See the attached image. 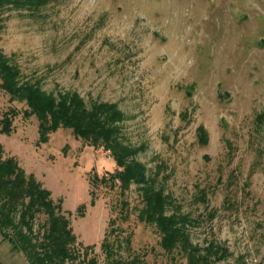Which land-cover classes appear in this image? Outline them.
I'll return each mask as SVG.
<instances>
[{"label": "rangeland", "instance_id": "obj_1", "mask_svg": "<svg viewBox=\"0 0 264 264\" xmlns=\"http://www.w3.org/2000/svg\"><path fill=\"white\" fill-rule=\"evenodd\" d=\"M0 49L48 91L116 102L126 115L125 141L142 147L138 157L170 195L171 210L192 218L193 240L226 244L231 264H264V0L4 7ZM26 107L0 88V118L17 110L12 132L0 131L4 155L16 156L55 200L62 198L81 251L94 244L89 256L112 264L101 244L108 232L125 261L186 264L161 246L154 224L140 219L137 184L123 191L118 183H94L117 168L109 150L65 126L39 143L38 119L26 117ZM199 125L207 143L199 141ZM0 264H30L1 230Z\"/></svg>", "mask_w": 264, "mask_h": 264}, {"label": "trees", "instance_id": "obj_2", "mask_svg": "<svg viewBox=\"0 0 264 264\" xmlns=\"http://www.w3.org/2000/svg\"><path fill=\"white\" fill-rule=\"evenodd\" d=\"M48 1L0 0V9L38 10ZM0 88L10 94L11 99L26 103V117L36 116L39 143L65 126L89 144L109 150L117 168L109 174L94 176V183H118L123 191L137 184L144 202L139 217L157 227L161 246L167 252H179L186 258V264H231L227 260L230 250L226 244L218 240L204 245L195 242L190 230L192 218L179 209L171 210L174 203L170 195L157 184V179L149 174L147 165L138 157L142 147L125 141L122 121L126 115L116 102L93 100L88 103L76 90L48 91L37 79L25 77L21 66L2 49ZM16 114L15 108L3 113L1 132H12ZM198 135L201 143H207L208 131L204 125L198 126ZM4 151L0 142V230L4 237L26 255L30 264H97L96 256H89L94 244L86 245L83 251L78 247L77 235L64 212L62 198L55 200L52 191L33 172H27L16 156H6ZM101 244L112 264L140 262L139 256L130 261L118 257L117 247L109 240L108 232Z\"/></svg>", "mask_w": 264, "mask_h": 264}]
</instances>
